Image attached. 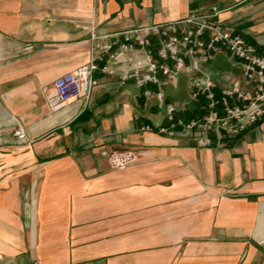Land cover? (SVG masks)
<instances>
[{"label":"crops","instance_id":"0c3cea01","mask_svg":"<svg viewBox=\"0 0 264 264\" xmlns=\"http://www.w3.org/2000/svg\"><path fill=\"white\" fill-rule=\"evenodd\" d=\"M199 7L264 54V0H0V264H264V120L216 151L141 132L166 121L132 82L99 75L89 103L54 88L92 30Z\"/></svg>","mask_w":264,"mask_h":264},{"label":"built area","instance_id":"2783aa9c","mask_svg":"<svg viewBox=\"0 0 264 264\" xmlns=\"http://www.w3.org/2000/svg\"><path fill=\"white\" fill-rule=\"evenodd\" d=\"M221 13L216 7H199L182 20L116 33L92 30L89 62L54 83L59 102L89 103L99 75L115 76L121 83H134L140 96L155 99L164 112L166 125H144L141 132L176 142L195 139L199 148L227 149L264 120V54L224 27L217 20ZM222 55L232 69L240 70L239 77L226 80L223 72L209 70ZM182 76L189 81L188 101H169L166 87L177 89ZM14 136L21 144L30 143L23 129Z\"/></svg>","mask_w":264,"mask_h":264},{"label":"rangeland","instance_id":"374dc122","mask_svg":"<svg viewBox=\"0 0 264 264\" xmlns=\"http://www.w3.org/2000/svg\"><path fill=\"white\" fill-rule=\"evenodd\" d=\"M250 43L258 49V47L256 46L255 43H252V42H250ZM258 53L261 54V50H259ZM218 63H219V60H218ZM217 67H219V66H216V68ZM213 68H215V67H213ZM180 85H181L182 91H180L178 93L173 91V90H166V95H167L169 101L177 102V100H180L181 97H187V93H186V89H185L186 88V78L183 76L180 77Z\"/></svg>","mask_w":264,"mask_h":264},{"label":"trees","instance_id":"16d2710c","mask_svg":"<svg viewBox=\"0 0 264 264\" xmlns=\"http://www.w3.org/2000/svg\"><path fill=\"white\" fill-rule=\"evenodd\" d=\"M216 66H219V67L216 68ZM213 67H215V68H213ZM208 68L211 69V70H214L215 73H217V72H220V71H226V69L228 68V66L225 65V64L224 65H221L218 62H212V63H210L208 65Z\"/></svg>","mask_w":264,"mask_h":264}]
</instances>
